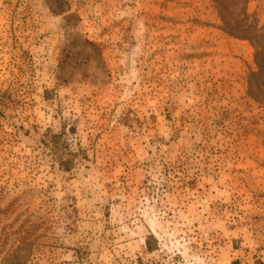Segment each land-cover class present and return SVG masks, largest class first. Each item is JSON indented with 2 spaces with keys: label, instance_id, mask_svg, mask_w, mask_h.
Here are the masks:
<instances>
[{
  "label": "rangeland",
  "instance_id": "1",
  "mask_svg": "<svg viewBox=\"0 0 264 264\" xmlns=\"http://www.w3.org/2000/svg\"><path fill=\"white\" fill-rule=\"evenodd\" d=\"M0 264H264V0H0Z\"/></svg>",
  "mask_w": 264,
  "mask_h": 264
},
{
  "label": "trees",
  "instance_id": "2",
  "mask_svg": "<svg viewBox=\"0 0 264 264\" xmlns=\"http://www.w3.org/2000/svg\"><path fill=\"white\" fill-rule=\"evenodd\" d=\"M56 137L60 136V134H55ZM60 168L63 170H69L73 166L72 159H62L59 162Z\"/></svg>",
  "mask_w": 264,
  "mask_h": 264
}]
</instances>
